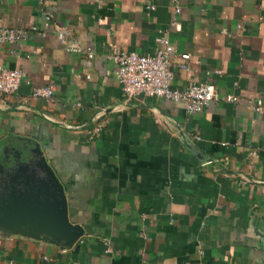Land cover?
<instances>
[{"label":"crops","instance_id":"0c3cea01","mask_svg":"<svg viewBox=\"0 0 264 264\" xmlns=\"http://www.w3.org/2000/svg\"><path fill=\"white\" fill-rule=\"evenodd\" d=\"M179 5L176 30L172 0H45V36L0 43V64L29 82L0 96V198L16 165L36 159L23 151L38 147L69 223L83 229L66 246L29 237L37 219H0V264H264V111L221 101L188 114L127 99L110 59L152 54L166 34L191 55L189 71L173 69V88L209 82L220 97L264 103V0ZM41 11L39 0H0V26L42 27ZM58 27L93 51L89 63L63 50ZM45 86L50 101L32 96Z\"/></svg>","mask_w":264,"mask_h":264},{"label":"built area","instance_id":"2783aa9c","mask_svg":"<svg viewBox=\"0 0 264 264\" xmlns=\"http://www.w3.org/2000/svg\"><path fill=\"white\" fill-rule=\"evenodd\" d=\"M45 0H39L42 7L41 17L43 26H32L29 31L18 30L10 27L0 26V43L14 44L24 41L29 32L40 36L47 34V27L51 24V15L44 10ZM173 20L171 26L178 30L180 25L177 16L180 14L179 0H172ZM148 11H154L155 6L149 3ZM57 40L68 54L85 55L87 63L94 57L90 48H84L80 43L70 39V33L65 27H58L56 31ZM110 59L117 65V79L121 90L127 99L142 95L162 99L165 102L180 104L188 114H197L214 102L247 104L255 113L264 111L262 100L241 99L235 95L220 97L215 86L209 82H194L184 89L172 87L174 77L173 69L182 71L190 70L191 55L188 53H177L166 34H161L158 45L152 54L140 55L135 52L114 50ZM220 74V71H216ZM29 84L24 74L17 69H8L0 64V96L12 95L17 92L22 83ZM32 96L38 99L50 101L53 89L50 86L35 87ZM106 253H110L109 243L105 242Z\"/></svg>","mask_w":264,"mask_h":264},{"label":"water","instance_id":"95a60500","mask_svg":"<svg viewBox=\"0 0 264 264\" xmlns=\"http://www.w3.org/2000/svg\"><path fill=\"white\" fill-rule=\"evenodd\" d=\"M23 153L32 154L36 159L28 160L26 164L16 162L19 164L13 169L1 192L0 204H5L8 213L5 210L4 218L0 219H19L20 222L21 219H37L39 228L23 229L29 237L39 239V234L44 232L52 237L53 242L59 243L65 239L66 246H70L82 236L83 229L69 223L61 183L38 147L24 150Z\"/></svg>","mask_w":264,"mask_h":264}]
</instances>
